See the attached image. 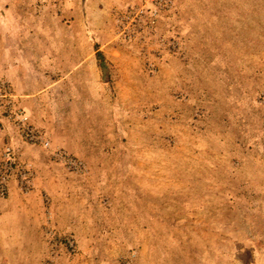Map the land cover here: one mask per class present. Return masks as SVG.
Segmentation results:
<instances>
[{
	"label": "rangeland",
	"instance_id": "rangeland-1",
	"mask_svg": "<svg viewBox=\"0 0 264 264\" xmlns=\"http://www.w3.org/2000/svg\"><path fill=\"white\" fill-rule=\"evenodd\" d=\"M0 76V264H264V0H0Z\"/></svg>",
	"mask_w": 264,
	"mask_h": 264
},
{
	"label": "built area",
	"instance_id": "built-area-1",
	"mask_svg": "<svg viewBox=\"0 0 264 264\" xmlns=\"http://www.w3.org/2000/svg\"><path fill=\"white\" fill-rule=\"evenodd\" d=\"M15 94L8 80L0 76V114L10 121L17 131L18 136L24 142L39 144L44 148L49 146L46 136L26 121L25 115L15 106ZM68 165H76V161L64 152H55ZM33 171L30 165L17 156L10 143L3 145L0 150V196L9 193L12 182L22 192H30L33 189Z\"/></svg>",
	"mask_w": 264,
	"mask_h": 264
},
{
	"label": "crops",
	"instance_id": "crops-1",
	"mask_svg": "<svg viewBox=\"0 0 264 264\" xmlns=\"http://www.w3.org/2000/svg\"><path fill=\"white\" fill-rule=\"evenodd\" d=\"M15 98L22 105H26L25 108L29 112V113H27V116H26L27 121L31 122V116H30L31 113L27 108V106H28L27 99H21V96L16 92H15ZM12 138L13 139L15 138V140L17 139V137H15V131H14L13 127L4 118H0V142H2L5 139L9 140Z\"/></svg>",
	"mask_w": 264,
	"mask_h": 264
}]
</instances>
